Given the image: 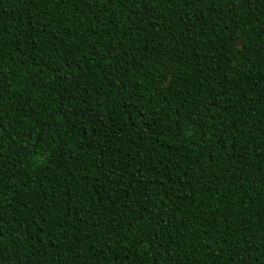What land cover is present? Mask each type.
Segmentation results:
<instances>
[{
    "label": "trees",
    "instance_id": "trees-1",
    "mask_svg": "<svg viewBox=\"0 0 264 264\" xmlns=\"http://www.w3.org/2000/svg\"><path fill=\"white\" fill-rule=\"evenodd\" d=\"M0 264H264V0H0Z\"/></svg>",
    "mask_w": 264,
    "mask_h": 264
}]
</instances>
